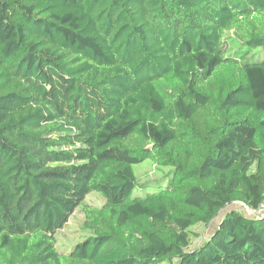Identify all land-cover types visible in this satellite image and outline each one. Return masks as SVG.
<instances>
[{
  "label": "trees",
  "instance_id": "1",
  "mask_svg": "<svg viewBox=\"0 0 264 264\" xmlns=\"http://www.w3.org/2000/svg\"><path fill=\"white\" fill-rule=\"evenodd\" d=\"M260 48L264 0H0V264H264Z\"/></svg>",
  "mask_w": 264,
  "mask_h": 264
},
{
  "label": "rangeland",
  "instance_id": "2",
  "mask_svg": "<svg viewBox=\"0 0 264 264\" xmlns=\"http://www.w3.org/2000/svg\"><path fill=\"white\" fill-rule=\"evenodd\" d=\"M253 61H260V59H264V51L263 49H259L258 51L254 52V54L250 57ZM134 171L137 173L138 177V184L135 188L134 196L139 195L140 193H143L148 190L156 191V186H150V187H144L140 183L145 182L147 180H153L157 178L158 175L161 174V170L157 167L156 169L153 167L152 161L145 160L143 162H140L137 165H134ZM156 189V190H155ZM106 201V198H104L101 194L98 192H91L87 195V198L84 200V202L77 208L75 213L70 218V222L65 226L64 229H61L57 233L58 237V244L59 248L62 252L67 253L71 250V247L77 243L85 239L88 234L83 232L80 227V223L83 221V212H82V205L92 204L96 206H102ZM238 206L237 203L231 205L228 207L226 211L232 208H236ZM225 211V212H226ZM223 212L220 214L216 219H214L211 222V225L206 226L204 224H198L196 226H193L192 228V247L197 245L200 240L203 237H206L207 234L211 232V230L216 227L218 224L217 222L221 218V216L225 213Z\"/></svg>",
  "mask_w": 264,
  "mask_h": 264
},
{
  "label": "built area",
  "instance_id": "3",
  "mask_svg": "<svg viewBox=\"0 0 264 264\" xmlns=\"http://www.w3.org/2000/svg\"><path fill=\"white\" fill-rule=\"evenodd\" d=\"M259 211H260V212H263V211H264V201H263V203L261 204V208H260Z\"/></svg>",
  "mask_w": 264,
  "mask_h": 264
}]
</instances>
